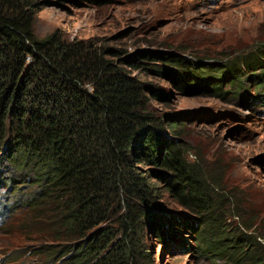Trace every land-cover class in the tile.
Segmentation results:
<instances>
[{"label":"trees","instance_id":"obj_1","mask_svg":"<svg viewBox=\"0 0 264 264\" xmlns=\"http://www.w3.org/2000/svg\"><path fill=\"white\" fill-rule=\"evenodd\" d=\"M35 7L34 0H0V166L7 163L24 177L21 186L11 188L16 198L11 209L2 206L0 212L27 214L37 229L29 231L39 241L41 228H49L46 241L61 246L51 243L40 253L57 264H148L152 251L145 228L160 238L165 224L148 211L162 207L155 175L165 190L201 213L190 222L212 234L198 240L212 247L217 226L210 194L188 163L184 145L164 134L182 124L166 123L151 110L154 100L168 97L124 69L117 61L120 51L94 41H68L58 31L38 39ZM141 59L142 66L151 62L157 74L171 77L181 93L193 86L224 98L243 89L242 67L264 70L256 53L225 68L194 63L195 68L161 52L128 62L142 69ZM8 181L2 182H16ZM229 235L219 248L227 264H264L258 244L231 242ZM201 236L202 231L197 239Z\"/></svg>","mask_w":264,"mask_h":264},{"label":"rangeland","instance_id":"obj_2","mask_svg":"<svg viewBox=\"0 0 264 264\" xmlns=\"http://www.w3.org/2000/svg\"><path fill=\"white\" fill-rule=\"evenodd\" d=\"M34 1L38 39L58 31L68 41H94L120 51L117 61L124 69L168 97L152 102L153 113L166 123L182 124L164 134L184 145L188 163L196 166L214 204L211 217L217 228L212 247L200 245L198 240L205 242L212 235L190 222L200 219L201 213L165 190V183L150 173L153 186L161 191L162 207L148 211L165 224L160 238L150 227L145 228L152 251L148 264H227L219 250L225 234H230L231 242L258 244L264 255V91L263 97L257 91L264 70L251 72L242 67L243 89L224 98L193 86L181 93L171 77L154 71L151 62L142 66L141 59L142 69H134L128 62L144 53L161 52L195 68L197 64L225 68L252 53L260 55L264 63V0ZM231 88L225 85L229 93ZM140 169L148 175V168ZM9 178L16 182H2ZM23 180L9 164L0 166V208L11 209L16 199L11 188L21 186ZM31 226L34 222L24 212L0 217V264H57L40 250L51 243L59 247L60 243L46 241V226L41 228L39 241L29 231ZM201 231L203 236L197 239Z\"/></svg>","mask_w":264,"mask_h":264},{"label":"bare ground","instance_id":"obj_3","mask_svg":"<svg viewBox=\"0 0 264 264\" xmlns=\"http://www.w3.org/2000/svg\"><path fill=\"white\" fill-rule=\"evenodd\" d=\"M2 211H4V210H2ZM3 214H5V213H3ZM3 214H2V215H3ZM7 214H8V212H7Z\"/></svg>","mask_w":264,"mask_h":264}]
</instances>
